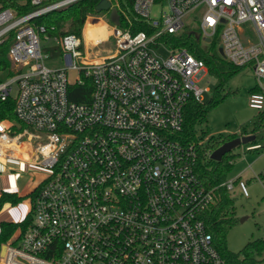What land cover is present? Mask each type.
Instances as JSON below:
<instances>
[{
  "label": "built area",
  "instance_id": "1",
  "mask_svg": "<svg viewBox=\"0 0 264 264\" xmlns=\"http://www.w3.org/2000/svg\"><path fill=\"white\" fill-rule=\"evenodd\" d=\"M15 1L0 7V44L9 41L11 63L0 70V101L13 100V117L0 116V175H19L7 172L10 164L42 173L28 186L27 213L11 220L0 264H224L203 217L216 194L197 172L200 152L212 150L176 135L188 102L208 90L197 84L208 69L169 36L187 29L202 44L217 37L224 60L251 66L248 104L264 114V0H133L130 10L108 0L120 24L110 10L98 12L106 37L93 40L35 23L78 0ZM247 27L254 38L243 35ZM110 36L114 48L97 55ZM54 58L64 65L47 64ZM68 68L78 73L72 82ZM87 81L89 100H70L69 86ZM219 186L249 195L238 177Z\"/></svg>",
  "mask_w": 264,
  "mask_h": 264
},
{
  "label": "trees",
  "instance_id": "2",
  "mask_svg": "<svg viewBox=\"0 0 264 264\" xmlns=\"http://www.w3.org/2000/svg\"><path fill=\"white\" fill-rule=\"evenodd\" d=\"M113 4H118L122 9H131L133 0H110ZM99 0H78L65 7L53 10L43 16L35 19V23L43 24L47 28V32L52 35L62 36L66 33L80 34L88 15L98 14L96 5ZM15 0H0V7H16ZM31 6L26 5L22 11H28ZM143 27L136 26L135 30ZM170 41L178 46H185L189 51L202 58L210 73L218 78V84L214 88L213 95L207 101L190 100L185 108L184 125L182 130L176 133L181 141H191L198 139L196 126L203 122L210 109L221 102L229 93H221L223 84L227 76L233 74L240 67L235 66L224 60L217 51V37L206 45H202L197 34L188 30H184L176 35H170ZM9 41L0 44V70L11 65L7 58V50ZM60 47H53V53L59 52ZM254 87L250 90L253 91ZM91 92V84L89 81L83 84H71L68 90L70 100L77 102H86L89 100ZM1 106H6V112H1L0 116L13 117L12 107L13 100L8 99L5 102L0 101ZM257 127L264 130V114L261 113ZM237 135H228L224 137H211L207 144V149L214 150L226 141L236 138ZM264 145H260L257 149L248 151L261 152ZM204 152H200L197 165V172L201 181L210 188H213L216 194L215 204L205 211L204 221L212 234L214 242L222 257L224 264H261L264 253V238L249 240L239 252H232L225 245V236L227 231L238 221L235 215L233 198L231 194L224 188L219 186L226 179L227 172L233 166L235 157L231 152L222 156L221 160L215 161L208 156H204ZM22 199L16 193L2 192L0 195V208L3 203L10 201L17 203ZM31 220L28 216L27 221ZM16 223L11 221H2L0 223V246L6 238L13 232Z\"/></svg>",
  "mask_w": 264,
  "mask_h": 264
},
{
  "label": "rangeland",
  "instance_id": "3",
  "mask_svg": "<svg viewBox=\"0 0 264 264\" xmlns=\"http://www.w3.org/2000/svg\"><path fill=\"white\" fill-rule=\"evenodd\" d=\"M159 9L160 6L155 5L152 13L157 14ZM99 15L101 14L88 15L81 27L80 34H84L88 19L94 20ZM104 20L110 24L108 17H105ZM101 33L103 37L106 36V31ZM243 35L254 38L252 30L248 27L245 28ZM103 48H114V41L111 36L97 47L99 50L97 55L105 53V51L100 52ZM157 51L162 56H167L168 54L161 47ZM47 64L63 66L64 62L61 58H54L48 59ZM77 77L78 73L76 70L67 69V78L70 82ZM218 82L217 76L209 71L198 80L197 84L201 88L208 89L203 92L202 101H207L211 98ZM255 83L256 79L249 65L240 67L233 74L227 76L221 93H229V95L210 109L205 120L196 126V135L202 141V148L206 150H208L207 144L211 137L228 135H237L238 137L242 135L254 136L252 141L241 143L230 151L235 157L232 168L227 172L226 179L239 177L245 180L249 191V195L246 197L241 195L236 188L231 192L238 221L227 231L225 245L232 252H239L249 240L264 238V148L259 153L246 149V146L250 144L264 145V130L261 127H257L262 114L248 104L250 90L255 86ZM10 171H18L19 175L15 177L9 173L5 174V176L0 175V189L4 187L5 191L16 192L21 197L26 195L31 180L36 179L42 173L41 169L34 166L21 170L14 164H10L7 172ZM20 208L25 209L24 199L18 205L10 207L8 211L14 213L18 212L17 210ZM242 217H245V219L240 222L239 219ZM17 234L15 233L13 238ZM261 264H264V253Z\"/></svg>",
  "mask_w": 264,
  "mask_h": 264
},
{
  "label": "water",
  "instance_id": "4",
  "mask_svg": "<svg viewBox=\"0 0 264 264\" xmlns=\"http://www.w3.org/2000/svg\"><path fill=\"white\" fill-rule=\"evenodd\" d=\"M96 11H109V19L111 22H113L116 25L120 24L119 20V13L118 10L115 6H111L110 1L108 0H99V2L96 5ZM206 41H209V39H205ZM218 53L222 54V49L221 46L219 45L217 47ZM254 139L253 135H242L240 137H236L234 139H231L229 141L224 142L221 144L219 147L216 149L212 150L210 153V158L215 161L221 160L222 156L225 155L226 153L230 152L233 148L236 146L240 145L241 143H248ZM245 217H242L239 219L240 222L244 221ZM4 251V245L1 246L0 254H2Z\"/></svg>",
  "mask_w": 264,
  "mask_h": 264
},
{
  "label": "crops",
  "instance_id": "5",
  "mask_svg": "<svg viewBox=\"0 0 264 264\" xmlns=\"http://www.w3.org/2000/svg\"><path fill=\"white\" fill-rule=\"evenodd\" d=\"M22 199H24V208L25 209L20 208L19 210H17L18 212L11 213L10 211H8L9 207L3 206V208L0 210V223L2 221H11V220L13 221V220L19 219L22 216H24V214L29 209V200H28V197L26 195L22 196ZM22 199L19 202H21ZM19 202H17L16 205H18Z\"/></svg>",
  "mask_w": 264,
  "mask_h": 264
},
{
  "label": "bare ground",
  "instance_id": "6",
  "mask_svg": "<svg viewBox=\"0 0 264 264\" xmlns=\"http://www.w3.org/2000/svg\"><path fill=\"white\" fill-rule=\"evenodd\" d=\"M105 30V25L103 23H100L99 21H94L93 19H88L85 28H84V34L87 40H93L92 37H100L105 38L102 36V33ZM99 34V35H95Z\"/></svg>",
  "mask_w": 264,
  "mask_h": 264
}]
</instances>
